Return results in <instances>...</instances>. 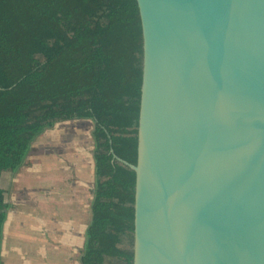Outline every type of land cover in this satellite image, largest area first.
Here are the masks:
<instances>
[{
    "label": "water",
    "instance_id": "obj_1",
    "mask_svg": "<svg viewBox=\"0 0 264 264\" xmlns=\"http://www.w3.org/2000/svg\"><path fill=\"white\" fill-rule=\"evenodd\" d=\"M137 4L133 264H264V0Z\"/></svg>",
    "mask_w": 264,
    "mask_h": 264
},
{
    "label": "trees",
    "instance_id": "obj_2",
    "mask_svg": "<svg viewBox=\"0 0 264 264\" xmlns=\"http://www.w3.org/2000/svg\"><path fill=\"white\" fill-rule=\"evenodd\" d=\"M142 64L137 0H0V176L57 123H93L81 264H133ZM9 208L0 188V264Z\"/></svg>",
    "mask_w": 264,
    "mask_h": 264
},
{
    "label": "crops",
    "instance_id": "obj_3",
    "mask_svg": "<svg viewBox=\"0 0 264 264\" xmlns=\"http://www.w3.org/2000/svg\"><path fill=\"white\" fill-rule=\"evenodd\" d=\"M47 131L51 138L44 141L45 132L37 138L20 171L0 176L10 205L4 264H81L95 187L93 153L89 169L85 149L89 131L86 124H56Z\"/></svg>",
    "mask_w": 264,
    "mask_h": 264
},
{
    "label": "rangeland",
    "instance_id": "obj_4",
    "mask_svg": "<svg viewBox=\"0 0 264 264\" xmlns=\"http://www.w3.org/2000/svg\"><path fill=\"white\" fill-rule=\"evenodd\" d=\"M57 124H86L87 125V130L89 131V133L87 135L88 142H87V145H86L85 149L87 151V156H86L87 160H88L87 164L89 165V169H90L91 165H92L91 153H92V150H93V147H94L93 140H92V138L90 136V130L93 127L92 121L89 120V119H76V120H67L66 122L63 121V122H60V123H57ZM49 133H50V131H47V130L45 131V133H44V141H47L48 138H51V136L48 135Z\"/></svg>",
    "mask_w": 264,
    "mask_h": 264
}]
</instances>
